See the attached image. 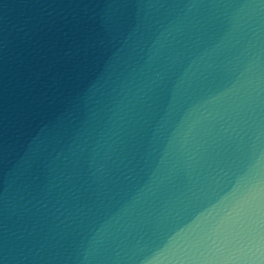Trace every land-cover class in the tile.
I'll return each mask as SVG.
<instances>
[{
  "label": "water",
  "instance_id": "1",
  "mask_svg": "<svg viewBox=\"0 0 264 264\" xmlns=\"http://www.w3.org/2000/svg\"><path fill=\"white\" fill-rule=\"evenodd\" d=\"M0 264H264V0H0Z\"/></svg>",
  "mask_w": 264,
  "mask_h": 264
}]
</instances>
